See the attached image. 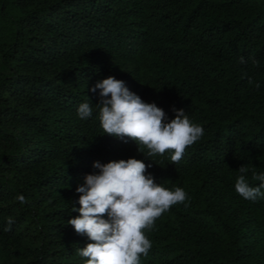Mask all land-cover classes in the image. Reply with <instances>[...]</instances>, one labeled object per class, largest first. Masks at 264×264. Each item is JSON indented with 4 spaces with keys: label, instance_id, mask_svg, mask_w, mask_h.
I'll list each match as a JSON object with an SVG mask.
<instances>
[{
    "label": "trees",
    "instance_id": "obj_1",
    "mask_svg": "<svg viewBox=\"0 0 264 264\" xmlns=\"http://www.w3.org/2000/svg\"><path fill=\"white\" fill-rule=\"evenodd\" d=\"M109 76L204 135L172 163L104 134L90 89ZM128 158L188 197L141 264H264V198L234 187L241 165L264 173V0H0V264H84L76 188Z\"/></svg>",
    "mask_w": 264,
    "mask_h": 264
},
{
    "label": "clouds",
    "instance_id": "obj_2",
    "mask_svg": "<svg viewBox=\"0 0 264 264\" xmlns=\"http://www.w3.org/2000/svg\"><path fill=\"white\" fill-rule=\"evenodd\" d=\"M241 63L244 59L241 58ZM254 64L258 63L253 61ZM246 75V74H245ZM248 84L259 88L252 77ZM99 90L98 110L100 127L104 134L127 142L134 141L138 152L147 149L148 157L170 153L172 163H179L187 147L199 141L204 129L190 121L184 109H173L175 118L168 120L165 111L154 102L147 103L131 91L123 80L114 76L98 80L90 91ZM81 120L93 116L92 104L82 102L77 109ZM97 173L87 174L79 193V215L67 221L79 235L91 241L77 253L87 258L84 264H141L152 248L145 229L151 231L155 221L173 205L186 204L187 193L181 187L167 189L156 183L148 172L151 164L128 158L106 164L94 162ZM235 181L236 193L245 200L255 202L264 198V173L252 171V186L247 178L248 167L241 165ZM17 199L25 202L20 195ZM13 223L8 220L9 226Z\"/></svg>",
    "mask_w": 264,
    "mask_h": 264
}]
</instances>
